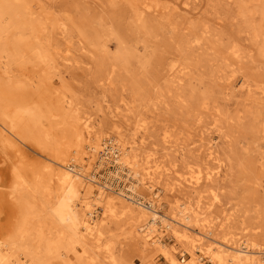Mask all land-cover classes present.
<instances>
[{"label":"rangeland","instance_id":"1","mask_svg":"<svg viewBox=\"0 0 264 264\" xmlns=\"http://www.w3.org/2000/svg\"><path fill=\"white\" fill-rule=\"evenodd\" d=\"M32 2L42 13L37 14L43 26L40 45L48 51L53 68L11 61L6 74L4 62L0 78L11 75L29 83L26 94L44 104L55 106L60 96H68L81 114L102 120L107 137L114 132L111 115L123 108L132 126L148 123L152 150L158 156L170 151L165 158L177 174L187 176L189 169L193 175L204 174L206 167L214 166L207 156V146L213 144L226 174L206 187L205 200L212 201L216 192L235 212L232 218H245L259 234L264 232V0ZM188 38L193 41L187 42ZM0 117L4 119L0 123L9 125L8 118ZM44 125L49 138L22 130L10 140L0 130L2 237L20 219L15 186L30 190L36 182H45L49 168L44 155L67 146L62 125L46 120ZM165 135L176 144L171 150ZM177 147L185 150V157L176 155ZM18 175L23 184L17 183ZM163 186L158 184L155 190L162 209L169 211ZM97 207L101 215L107 210L104 242L111 245L117 264H153L152 256L158 264H169L160 251L139 243L138 219L131 212L119 205L112 210ZM260 239L264 241V234ZM166 243L177 248L180 259L188 258L171 234ZM86 246L89 252L80 261L65 255L45 264H93L91 257L97 264L110 262L95 242Z\"/></svg>","mask_w":264,"mask_h":264},{"label":"bare ground","instance_id":"2","mask_svg":"<svg viewBox=\"0 0 264 264\" xmlns=\"http://www.w3.org/2000/svg\"><path fill=\"white\" fill-rule=\"evenodd\" d=\"M32 1L0 0V68L5 62L6 74L11 61L53 68L48 51L40 45L43 26L37 14L41 11ZM98 36L96 32L94 37ZM109 72L107 78L113 69ZM29 87L11 75L0 78V115L9 119V125L0 123L1 134L12 140L26 130L41 139L49 138L46 120L62 125L68 142L65 150L44 155L49 168L45 182H36L30 190L15 186L20 219L11 233L0 235V264H45L52 257L65 255L80 261L89 252V241L108 253L107 264H117L111 245L104 242L107 210L99 214L98 205L110 210L119 205L131 212L138 219L139 243L147 250L160 251L169 264H264V241L260 239L264 232L259 234L258 227L245 218H232L235 212L216 192L212 201L205 200L206 187L226 174L224 160L213 144H208L207 156L214 166L206 167L204 174L193 175L191 169L187 176L177 174L165 158L170 151L158 156L152 150L147 122L132 126L124 109L118 108L111 115L114 132L107 137L102 120L81 114L68 96H60L52 106L29 97ZM165 140L167 150L176 145L170 135H165ZM56 144L59 146L61 139ZM174 151L177 156L186 155L179 147ZM18 177L17 183L23 184L21 175ZM158 184H164L169 211L162 209V198L155 190ZM170 234L188 258L180 259L176 247L168 248L166 236ZM90 259L97 264L95 258ZM152 261L158 264L153 256Z\"/></svg>","mask_w":264,"mask_h":264}]
</instances>
